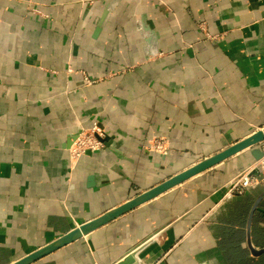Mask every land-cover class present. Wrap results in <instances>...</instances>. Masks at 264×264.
Here are the masks:
<instances>
[{
    "label": "crops",
    "instance_id": "1",
    "mask_svg": "<svg viewBox=\"0 0 264 264\" xmlns=\"http://www.w3.org/2000/svg\"><path fill=\"white\" fill-rule=\"evenodd\" d=\"M262 128L264 0H0V264ZM251 149L31 264H114L158 232L141 264H264V188L223 192Z\"/></svg>",
    "mask_w": 264,
    "mask_h": 264
},
{
    "label": "water",
    "instance_id": "2",
    "mask_svg": "<svg viewBox=\"0 0 264 264\" xmlns=\"http://www.w3.org/2000/svg\"><path fill=\"white\" fill-rule=\"evenodd\" d=\"M114 4H115V2H111L109 5L106 6V9H105V11H104L99 23H98V29L103 24V21L106 19L107 15L109 14L111 9L113 8ZM99 140L101 142H103V140H101V138H99ZM263 141H264V128L254 132L249 137L242 139L241 141L233 144L232 146L226 148L225 150L219 152L218 154H216L210 158H206V159L198 162L194 166L176 174L175 176L164 181L162 184L152 188L151 190H148L147 192H144V193L136 196L135 198L129 200L125 204H123L117 208H114L113 210L101 215L98 218H95L92 221H89V222H87V223H85V224H83L77 228H74L69 233L61 236L60 238H58L54 242L48 244L47 246H45V247H43V248H41L35 252H32V253L24 256L23 258H21L20 260L16 261L13 264H31V263L45 257L46 255L52 253L53 251H55V250L65 246V245L81 238L84 235L89 234L90 232H92L93 230L98 228L99 226H101V225L115 219L116 217L134 209L138 205L158 196L159 194L175 187L176 185L181 184L182 182L186 181L187 179H189V178L213 167L214 165L222 162L223 160L235 155L236 153H238L240 151L252 148L251 149V155L253 156V159L256 162V161L260 160L264 155L263 151L259 147V145ZM86 153H89V152H86ZM252 174L257 175V170H253ZM257 204L258 203L254 204V206L251 210L250 216H249L248 236H249V230H250V221H251L252 215H253L256 207H257ZM158 234H159V232L157 234H153L152 236L147 237L145 240H143L138 245L130 248L129 251L117 263L118 264H141V263H143V262L138 260V256L144 250H146L149 246L156 243L162 237L161 234L160 235H158ZM248 247H249V249L253 255H258L260 253H264V249L254 250L252 248L251 242H250V236H249V240H248Z\"/></svg>",
    "mask_w": 264,
    "mask_h": 264
},
{
    "label": "built area",
    "instance_id": "3",
    "mask_svg": "<svg viewBox=\"0 0 264 264\" xmlns=\"http://www.w3.org/2000/svg\"><path fill=\"white\" fill-rule=\"evenodd\" d=\"M103 136V132L100 129L91 130V132L79 133L71 142L68 151L71 161L78 160L86 152H94L101 148L102 142L99 140ZM167 148L166 141L164 139L155 140L149 145L150 149L154 153L164 152ZM261 150L264 153V142L261 144ZM253 170H257V175L252 174ZM255 186H262L264 188V155L256 161L250 168L241 172L231 182H229L224 188L223 192L225 196L234 194H242L250 188ZM114 264H118L117 262Z\"/></svg>",
    "mask_w": 264,
    "mask_h": 264
}]
</instances>
